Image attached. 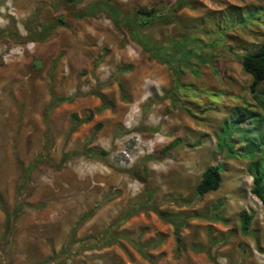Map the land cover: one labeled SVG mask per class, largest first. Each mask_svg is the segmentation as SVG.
<instances>
[{"label":"rangeland","instance_id":"1","mask_svg":"<svg viewBox=\"0 0 264 264\" xmlns=\"http://www.w3.org/2000/svg\"><path fill=\"white\" fill-rule=\"evenodd\" d=\"M93 1L0 0V33L10 30L0 34V264H39L73 229L84 238L108 227L111 246L66 264H264V210L247 161L216 149L230 115L258 110L236 55L264 39V0H106L123 16L160 9L139 33L167 52L183 35L200 41L206 62L177 81L133 41L130 25L104 10L86 14ZM52 96L71 99L51 106ZM209 165H223L220 188L196 199ZM28 166L30 206L3 240ZM218 202L226 223L211 219ZM156 211L185 218L180 249ZM241 211L252 216L245 234Z\"/></svg>","mask_w":264,"mask_h":264},{"label":"trees","instance_id":"2","mask_svg":"<svg viewBox=\"0 0 264 264\" xmlns=\"http://www.w3.org/2000/svg\"><path fill=\"white\" fill-rule=\"evenodd\" d=\"M98 9L107 12L116 25L125 23L130 25L133 33V41L142 47L145 52H149L151 58H155L160 62H165L176 81L184 68L189 66L197 67L199 64H204L207 60V54L204 52L201 53L203 49L199 43L200 41L196 38L184 39L185 35L176 38L174 40L177 42L178 46L173 48V52L171 50L167 52L164 46L156 44L151 38L139 33L141 28L146 27L151 22L163 16L160 9L155 7L150 9L137 8L135 11L136 16H123L121 10L113 7L110 2L106 0H97L87 6L85 13L91 14ZM89 11L92 12L90 13ZM255 14L254 11L250 12L249 15L247 13L245 15V22H247V20H249L248 22H252V18H254ZM59 22L62 25H66L61 19ZM8 32L10 33V30L6 29V31H2L1 33L5 34ZM193 43H196L199 50L190 48ZM178 53H180L181 56L176 59L175 57ZM236 56L241 69L251 77L248 88L249 91L253 93L254 104L258 110L243 108L238 113L230 115L220 127L216 140V149L223 153L228 159L242 158L247 161L246 169L252 181L250 192L261 202L264 210V89L260 87V85L264 83V39L257 43L253 50L244 49V51H240ZM119 88L121 91L123 90L121 83H119ZM70 99V97L63 98L52 96L53 103L51 106ZM98 110H101V108ZM90 118L91 117L88 119ZM242 121L248 124L245 126L241 123ZM172 146L173 144L167 145L161 152L166 155L167 151L170 150ZM31 170V166L26 168L21 167L20 174L22 181L15 188V204L11 211H5L3 240L8 239L12 226L21 217L24 207L30 206L27 202V191L29 173ZM222 171L223 165H209L202 171L200 180L194 188L196 199L220 188ZM1 202L2 197L0 195V203ZM220 206L221 202L213 206L211 219L226 223L227 219L219 214ZM156 213L173 225L174 239L177 248L180 249L181 239L179 236V229L186 221L185 218H178V216L169 215L162 211H156ZM90 214L91 212L85 213L78 221V225L82 224ZM239 216L240 230L245 234L250 227L252 216L243 211L239 213ZM73 230L67 242L60 250L57 253L52 251V254L39 264H66V261L80 252V250L109 247L116 240V235L113 234L111 227L106 228L99 237L93 235L84 238H76L75 231ZM136 246L143 256L150 258L141 243L137 242Z\"/></svg>","mask_w":264,"mask_h":264}]
</instances>
